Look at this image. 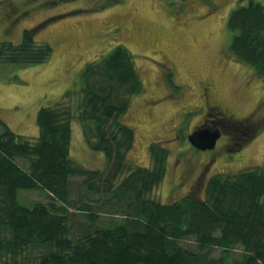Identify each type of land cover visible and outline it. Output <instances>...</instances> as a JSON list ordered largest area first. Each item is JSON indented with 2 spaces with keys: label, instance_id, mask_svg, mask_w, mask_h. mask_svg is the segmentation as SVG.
<instances>
[{
  "label": "trees",
  "instance_id": "obj_1",
  "mask_svg": "<svg viewBox=\"0 0 264 264\" xmlns=\"http://www.w3.org/2000/svg\"><path fill=\"white\" fill-rule=\"evenodd\" d=\"M226 24L229 51L264 77V5L240 1ZM38 27L0 40V62L48 61L53 48L36 39ZM78 79L39 108L36 138L0 119V264H264V168L214 174L203 197L162 203L154 196L168 149L153 143L149 167L127 157L135 134L122 116L143 88L132 53L117 44ZM74 120L87 147L104 154L102 169L70 158ZM18 190L35 202L19 204Z\"/></svg>",
  "mask_w": 264,
  "mask_h": 264
},
{
  "label": "rangeland",
  "instance_id": "obj_2",
  "mask_svg": "<svg viewBox=\"0 0 264 264\" xmlns=\"http://www.w3.org/2000/svg\"><path fill=\"white\" fill-rule=\"evenodd\" d=\"M240 1L247 0H0V40L18 42L24 29L39 26L36 39L53 48L40 64L0 62V119L36 138L39 108L78 89L81 68L123 44L143 84L122 116L135 134L128 160L149 167L153 143L168 149L165 177L152 196L162 203L190 192L203 197L214 174L264 168V77L228 49L227 18ZM204 85L209 104L229 119L215 147L201 150L188 136L203 120ZM70 158L89 169L106 162L87 147L77 120ZM31 190H18L17 202L33 204Z\"/></svg>",
  "mask_w": 264,
  "mask_h": 264
},
{
  "label": "flooded vegetation",
  "instance_id": "obj_3",
  "mask_svg": "<svg viewBox=\"0 0 264 264\" xmlns=\"http://www.w3.org/2000/svg\"><path fill=\"white\" fill-rule=\"evenodd\" d=\"M203 89L205 90L204 103H203V108H204L203 120L201 123L193 126L190 134L192 132L199 130V129H202V128H210V129H216L217 128L220 131L219 126L224 128V122L226 121V119H229V118L224 117V113H223L224 110L220 106L209 104V102H210L209 101L210 87L204 85ZM220 134H221V132H220ZM197 149H199V148H197Z\"/></svg>",
  "mask_w": 264,
  "mask_h": 264
},
{
  "label": "water",
  "instance_id": "obj_4",
  "mask_svg": "<svg viewBox=\"0 0 264 264\" xmlns=\"http://www.w3.org/2000/svg\"><path fill=\"white\" fill-rule=\"evenodd\" d=\"M220 135V131L210 128H202L189 134L188 141L201 150L213 148Z\"/></svg>",
  "mask_w": 264,
  "mask_h": 264
}]
</instances>
